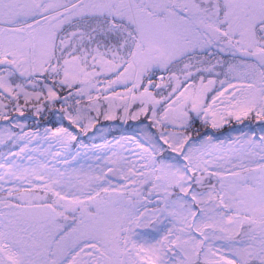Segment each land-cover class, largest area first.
Here are the masks:
<instances>
[{
  "label": "snow or ice",
  "instance_id": "snow-or-ice-1",
  "mask_svg": "<svg viewBox=\"0 0 264 264\" xmlns=\"http://www.w3.org/2000/svg\"><path fill=\"white\" fill-rule=\"evenodd\" d=\"M0 145V264H264V0H0Z\"/></svg>",
  "mask_w": 264,
  "mask_h": 264
},
{
  "label": "trees",
  "instance_id": "trees-1",
  "mask_svg": "<svg viewBox=\"0 0 264 264\" xmlns=\"http://www.w3.org/2000/svg\"><path fill=\"white\" fill-rule=\"evenodd\" d=\"M131 123H133V122L129 121V124H131ZM117 124H120V122L119 121L113 122V121H104V120H101L100 123L96 125V128H100L101 126H109V125H117ZM122 126L123 125H121V127ZM232 128H244V125H235V124H233L232 126L225 125L224 128L221 130V135L222 136H227L230 133L233 135L234 132H232ZM95 130L96 129H93V131H95ZM91 135L92 134L90 132L89 133V136H91ZM119 135H120V131L119 130H116V131L110 132L107 135V138L108 139H111L113 137H118ZM84 139H85V142L86 143L89 142L87 137H85ZM96 142L98 143V142H101V141H99V139H97Z\"/></svg>",
  "mask_w": 264,
  "mask_h": 264
},
{
  "label": "rangeland",
  "instance_id": "rangeland-1",
  "mask_svg": "<svg viewBox=\"0 0 264 264\" xmlns=\"http://www.w3.org/2000/svg\"><path fill=\"white\" fill-rule=\"evenodd\" d=\"M122 127H124V126H122ZM96 131V130H95ZM95 131H93V132H95ZM91 134H92V132H91ZM236 133H233V135H235ZM100 141V140H99ZM6 149H5V147L3 146V145H0V151H5Z\"/></svg>",
  "mask_w": 264,
  "mask_h": 264
},
{
  "label": "bare ground",
  "instance_id": "bare-ground-1",
  "mask_svg": "<svg viewBox=\"0 0 264 264\" xmlns=\"http://www.w3.org/2000/svg\"><path fill=\"white\" fill-rule=\"evenodd\" d=\"M111 139H113V138H111ZM111 139H109V140H111ZM100 143V142H99ZM18 150V149H17Z\"/></svg>",
  "mask_w": 264,
  "mask_h": 264
}]
</instances>
